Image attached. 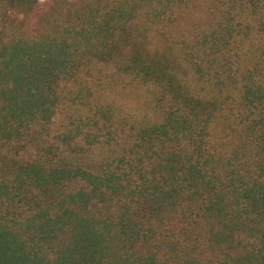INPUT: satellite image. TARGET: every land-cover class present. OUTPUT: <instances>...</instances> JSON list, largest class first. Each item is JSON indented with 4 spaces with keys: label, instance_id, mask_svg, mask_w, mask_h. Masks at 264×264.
<instances>
[{
    "label": "trees",
    "instance_id": "trees-1",
    "mask_svg": "<svg viewBox=\"0 0 264 264\" xmlns=\"http://www.w3.org/2000/svg\"><path fill=\"white\" fill-rule=\"evenodd\" d=\"M0 264H264V0H0Z\"/></svg>",
    "mask_w": 264,
    "mask_h": 264
},
{
    "label": "rangeland",
    "instance_id": "rangeland-1",
    "mask_svg": "<svg viewBox=\"0 0 264 264\" xmlns=\"http://www.w3.org/2000/svg\"><path fill=\"white\" fill-rule=\"evenodd\" d=\"M92 79L97 87V99L113 108L118 124L141 125L154 118L157 94L152 87L119 73L112 65L95 66ZM61 153L68 163L86 167L95 165L108 154L105 150L89 149L82 143H75L70 149L62 148Z\"/></svg>",
    "mask_w": 264,
    "mask_h": 264
}]
</instances>
